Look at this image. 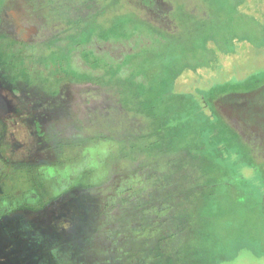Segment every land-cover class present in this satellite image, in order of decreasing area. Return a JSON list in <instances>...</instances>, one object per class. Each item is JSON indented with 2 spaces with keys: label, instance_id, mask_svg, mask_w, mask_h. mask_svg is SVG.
Returning <instances> with one entry per match:
<instances>
[{
  "label": "rangeland",
  "instance_id": "rangeland-1",
  "mask_svg": "<svg viewBox=\"0 0 264 264\" xmlns=\"http://www.w3.org/2000/svg\"><path fill=\"white\" fill-rule=\"evenodd\" d=\"M149 1L162 11L0 0L21 4L8 17L25 22L5 36L27 27L0 51V115L42 101L50 119L43 151L21 146L33 142L13 119L17 157L1 192L19 204L43 167L63 175L56 196L75 195L42 218L55 223L45 248L56 245V264H264V123L220 103L264 87V0ZM121 44L132 52L117 56ZM73 53L85 66H68ZM8 127L0 120V135Z\"/></svg>",
  "mask_w": 264,
  "mask_h": 264
},
{
  "label": "flooded vegetation",
  "instance_id": "flooded-vegetation-1",
  "mask_svg": "<svg viewBox=\"0 0 264 264\" xmlns=\"http://www.w3.org/2000/svg\"><path fill=\"white\" fill-rule=\"evenodd\" d=\"M140 1L145 4V7L150 12H155V14H159L163 9V7L158 5L157 2L149 1L145 3V0ZM20 6L21 4L17 2H15L13 6H10L9 4H0V51L3 48V44L6 43L4 40H17L18 43H21V41L24 42L26 40L24 33H27V27L24 29H16L11 34L5 36L10 32L5 29H8L14 23L20 22V25H24L25 22L16 20V17L14 19H10V17H8L10 14V16H14V13L18 8H20ZM167 9H171V7H168ZM99 50L104 51L106 50V47H99ZM119 52L129 53L132 52V50L131 48L121 44L117 46L116 50L114 49V53H117V56H119ZM3 61L4 60H1L0 62V71L2 70ZM71 61H73L72 64ZM71 65L78 68H81L82 65L85 66L82 58L78 57V54L76 56L75 53L71 55V60H69L68 66L71 67ZM89 82L90 81H86L85 84H87V86L85 85L83 90L84 92L82 93V97H84V99L90 98V96L87 97L88 93L86 94V92H88L87 89H91V87L88 86ZM20 93L21 91H15L13 94L20 95ZM107 96L108 95H106V97ZM254 99H256V102ZM250 102H253V105L251 104V106H249L248 104ZM20 103L23 105L24 111H18L16 117L13 115L14 111L12 112L11 109L6 110L5 114L0 115V120L5 121V123L7 120H9V127L4 129L2 131V135H0V188L4 183L6 174L14 171V160L12 159L17 157V152H13L14 142L11 129V122H13V119L16 121L14 124H19L22 127H19V130L22 132V134L26 135V133H28L30 141L33 142L23 143V145H21L22 147H28L33 144L34 147H39L40 151H43L42 149L44 146L45 148L47 146L43 142V131H46L45 126L47 125V121L50 119L44 117V115L41 116L40 112L42 109L47 108L48 106L40 101L42 105L44 104L42 108L39 110L34 108L28 109L25 103ZM220 103L222 109L224 110L223 112L226 114V116H230V118L233 117L232 115L235 109L237 115L239 116H241L242 113H248L254 118V121H257L256 123H264V87L253 96L251 94L236 96L234 94L228 95L227 97H223ZM76 107H78V105H76ZM17 121H19V123ZM248 121L252 120L248 119ZM254 138L255 137L252 136V140ZM40 144L42 145L40 146ZM52 145H54V143ZM50 155L51 154L47 152V157ZM52 158L56 159V153L55 157L52 156ZM53 159L50 160L47 158L45 161L48 160L52 163ZM25 164L26 162H24V165ZM48 166L49 165L43 167L41 172L33 176V182H37L29 186V189L26 190V194L21 196L22 200L19 204L10 201L9 194L6 191L1 192L0 189V264H56V245L51 243L47 249L45 248L47 243L45 238H51L50 236H52L54 232L51 231L49 235L50 226L52 224L55 225V223L50 222V224H44L42 223V218L45 217L48 212L52 211L50 205H53L52 208L56 209V197H61L63 199L65 198V200H67V196L72 193H69L70 190H67L56 196V183L58 182L62 185L65 178H63V175L61 174H56V169L52 168L53 166ZM83 173L85 178L88 176L87 173L90 174L88 171H84ZM102 181L103 180H100V182ZM36 184L39 185L36 186ZM48 185L49 188L47 189ZM100 185L102 184L94 183L90 185L88 189H90L92 186L97 187ZM35 186L38 188L36 189ZM50 187L53 189L50 190ZM59 190L57 192H60ZM40 192L44 193V195L47 193V196L50 195L48 199V205H37V201L40 198ZM73 195L75 194L70 195V197H73ZM47 207H50V209L46 213L45 210Z\"/></svg>",
  "mask_w": 264,
  "mask_h": 264
}]
</instances>
